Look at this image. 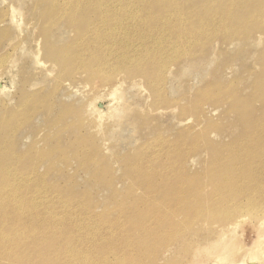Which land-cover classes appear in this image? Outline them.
I'll return each instance as SVG.
<instances>
[{"label":"rangeland","instance_id":"rangeland-1","mask_svg":"<svg viewBox=\"0 0 264 264\" xmlns=\"http://www.w3.org/2000/svg\"><path fill=\"white\" fill-rule=\"evenodd\" d=\"M102 1L103 17L98 13L95 24L80 28L78 33L75 27L82 21L70 13L74 0H0V86H4L0 93V135L7 132L0 136V199L3 193L16 189V197L9 198L7 205L34 201L31 226L37 232L52 228L51 234L60 242L78 234L81 241L94 243L96 237L89 235L94 229L89 226L131 230L135 220L140 230H153V226L155 230H180L181 235L152 237L149 250L154 257L167 249L172 255L173 248L174 253L183 255L170 264H195L204 247L214 246L213 242L223 237L228 241L225 248L229 260H248L264 234L259 224L264 219V195L259 194L264 189L263 156L253 159L256 163L250 171L257 173L243 183V187L257 183L249 189L253 206L244 208L241 200L237 208L217 211L226 214L214 215L221 219L199 226L196 221L200 214L193 206L192 210L182 209L183 205L175 202L181 207L179 212L165 210L168 202H160L165 195L160 186L155 190L160 193L154 205L149 203L144 185L148 167L135 169L133 163L140 162V166L142 161L145 164L154 159L162 164L167 159L155 153V144L165 140L170 144L180 134L183 140L178 152L184 163L179 172L173 165L165 170L172 172L169 180L173 184L168 189L173 194L177 185L187 189L192 180L204 178L212 167L211 150L219 148L216 153L222 152L224 161L227 150L235 147L231 138L210 133L208 140L201 141L199 132L204 127L210 129L206 124H218L225 118L226 104L232 100L221 101L214 96L199 102L211 86L233 94L242 81L245 100L238 98L234 103L251 105L254 111L249 114L260 118L263 100L257 96V82H264V34L252 33L243 42L242 36L210 31L193 19L197 22L193 27L204 32L194 34L191 21L180 22L173 8L160 12L164 6L157 0ZM82 2L95 4L93 0ZM259 7V15H264V4ZM105 10L111 16L103 24ZM50 14L59 21L48 34L56 50L42 34L41 17ZM216 24L220 26L214 22L209 25ZM259 26L264 33V20ZM56 53L58 59L53 56ZM61 60L70 65H59ZM93 103L100 109L102 120L91 114ZM131 114L138 115L137 119ZM126 118L128 123L121 125ZM130 119L138 120L142 128L135 121L131 124ZM226 120L231 123L234 118ZM232 124L234 132L241 126ZM161 154L172 157L168 156L171 153ZM161 164L155 165L157 174H163ZM154 182L163 185L159 180ZM211 192L206 188V198L211 199ZM208 199L205 201L209 203ZM86 207L91 212L89 217L87 212L85 217L81 213ZM2 230L0 227V240L8 238ZM192 230H200L199 237L190 236ZM4 245L8 244L0 241V250ZM110 250L119 256L116 245Z\"/></svg>","mask_w":264,"mask_h":264},{"label":"bare ground","instance_id":"bare-ground-1","mask_svg":"<svg viewBox=\"0 0 264 264\" xmlns=\"http://www.w3.org/2000/svg\"><path fill=\"white\" fill-rule=\"evenodd\" d=\"M93 2H95V4L90 6L89 3H84L82 0H74L75 7H67L69 9L71 8L70 13L80 17V21H82V23L75 27V30L78 33L80 28L88 29L89 26V28H91L95 24L94 17L98 13L101 16L103 15V4L100 5V3L103 1L93 0ZM155 2H159L164 6L159 9L160 12H164L166 9L173 8V14L180 22L189 23V21L192 22L193 19H196L200 24L198 25L199 27H209L211 28L210 31H224L226 32V35L229 36H234L237 34L238 36L244 37L242 40L243 42L252 33H258L260 35L264 34L260 29L261 27L259 26L264 20V15H259L261 13V8L259 6L264 4V0H163V2H161V0H157ZM248 2L250 4H255L256 6H245V3ZM256 7L257 10H255ZM104 15L105 19H102L103 24L104 21L106 22L108 20L111 14L105 10ZM41 18V21L44 23L42 34L48 37V44L50 48L52 47L53 50H56V46L54 45L55 41L54 39H51L49 42L48 34L54 30L53 27L56 26V23L59 21L55 20L52 14ZM166 19L170 20V17H168L167 14ZM211 22L219 23L220 26L217 24L210 26L209 24ZM193 24H197V22H192V27L190 29L192 33H204L200 29H197L198 26L193 27ZM251 26L252 28L249 29ZM207 32H209V29ZM53 56L58 59L57 53L56 56L54 54ZM61 63L59 65H70L67 60H61ZM84 69L90 74L93 72L86 65H84ZM260 81L257 82L260 91L256 87L258 93L257 96H260V98L263 100L261 101L263 106V114L260 116V118H252L251 114H249V112L254 111L251 108V105L246 106L245 104L239 105L234 103L238 98L245 100V98H243L244 91L241 88L243 83L242 81H239V84L236 85L237 91L234 90L233 94L229 93L228 91L225 93V89L223 91L221 89L216 91V86H211L208 88V90L203 92L201 98L202 101L199 103H203L207 99H212L214 96L219 97L221 101H227L228 99L232 100V103L226 104L227 117L225 116V118H223L218 124H206L210 127V129L204 127L199 132L201 141L208 140L210 133H214L220 137L224 136V138H231V142H233L235 145L233 150H227L224 161L221 159L223 153H216L217 149L219 148H217L216 151H210V165H212V167L209 168L210 171L204 176L203 179L193 178L195 182L192 180V185L189 184L190 187L187 189H184V187L181 185H177L179 187L177 190L173 191L174 193L172 192L173 194H171L172 190L168 189L169 184H173V182L169 180L172 172L166 173L165 170L173 165V168L177 169L179 172L181 166L184 163L181 152H178L179 143L181 140H183L180 134L176 135L174 142H171L170 144L167 142V140H165L166 144L165 142L162 144H157L158 148H156L157 145L155 144V153H160L158 156L167 159L166 161H163L162 164L155 163V160L152 159V161L149 160L145 164H143L142 161L141 165L139 166L138 164H140V162L137 163V161H134L133 167L135 169H143L144 165L148 167L146 170L149 171L146 172V183H144V185L145 188H147L146 197L149 203L154 205V201L156 200L157 195L160 193V191L156 193L155 190H159L157 186H160L162 187V190L165 191V195L160 202L162 204L168 202L165 204L167 205L165 210L168 211V213L172 212L171 210H173V212L178 210L179 212L181 207L176 204L177 202L180 203V205H183L182 209L192 210L193 206L195 207L194 209H197L198 215L200 214V217L196 221L198 226L199 223L206 225L211 224L213 223L212 219L214 218L221 219L219 217H214V215L224 216L226 214H219L217 211L222 210L223 208L227 209V207H234L241 200H244V208L253 206V204H250L252 201L248 197L249 189L257 183L244 187L243 183L245 180L253 178L257 173L255 170L250 171V166H253L256 163L253 161V159H256V157L262 158V156L264 158V150L261 152L263 145L262 139H264V84H262L264 82L261 83ZM262 81H264V79ZM1 92H4V86L2 85L0 86V93ZM115 92H117L116 89L114 90V93ZM49 96L50 95L47 94L45 97L48 98ZM198 99H200V97ZM95 102L97 103V100H95ZM99 110L96 109L94 103L90 107V112L96 118V120H100L103 116L100 114ZM238 111L239 113H237ZM232 115H234V117H231ZM131 116L137 119L138 115L131 114ZM230 118H234L233 122L231 123L226 120ZM128 119L126 118V120L122 122L121 125L128 123ZM130 120H132L131 124H133V121H135L134 119ZM238 122L241 126H239V128H237L234 132L232 123L237 125L239 124ZM134 123L137 125V127L139 126L142 128V125L138 124V120ZM229 129H231L230 133L228 131ZM226 133L229 135L227 136ZM6 134L7 132L1 135ZM234 137H236V139H233ZM80 139L83 140V135L80 137ZM257 140L262 142L258 144L256 142ZM8 145L11 148L10 141H8ZM233 151L235 153H228ZM161 153H171V155L168 156L175 157L168 158ZM246 163L248 166L247 168L245 167ZM158 164L162 165L161 172H163V174H157V172H155V165ZM260 164L263 165L264 161H261ZM156 176L159 178L156 179ZM177 176L180 177V174ZM262 176L264 175L262 174ZM155 180L161 181L163 185L154 182ZM194 185L196 186L195 188L192 187ZM206 188H211L212 190V192L209 193L211 199L206 198ZM16 193V189L11 190L8 194L3 193V197L0 199V227L4 229L2 232L8 235V238L5 237L0 240L5 241L8 244L4 245L5 249L0 250V262L4 264H111L113 263L112 261L116 262L115 264H120V262H122L121 264H170L172 261L175 263V260H178L176 258L179 257L180 259L183 256L182 254L174 253V248L172 255L170 249H167L164 254L160 253L156 257H154V255H152L149 250L153 236L161 235L162 237H167L173 233L177 236L181 235L180 230H155L154 226L152 227L153 230H140L139 226H137L138 223L135 220H133L134 222L131 223V230H97L96 226H94V228L91 226H89V228L87 226L91 230L94 229V232L89 234L96 237V241H94V243L81 241L82 236H78V234H72L60 242L58 237H53L51 234L52 228H47L45 231L37 232L36 227L31 226V222L33 221L32 215L33 211L35 210L34 201L31 202L27 200H21L16 205H7L9 198H15ZM168 194H171L172 196H167ZM259 194L263 196L264 189H261ZM206 199H208L210 202L208 203V201H205ZM173 204H176V206L173 207ZM170 208L172 209L169 210ZM235 208H237V206ZM240 208L242 209L243 207ZM87 209V207L85 210L81 208V213L84 215V217L86 212L88 214L87 217H89L91 213ZM75 210L76 207L72 208L71 212ZM47 213L48 212H43V214ZM176 217L178 218V216ZM43 218H46V216ZM231 218H234V216ZM83 219H81V222H84ZM259 224L260 229L263 231L264 219H260ZM58 225L59 224H57V226ZM60 226H64V224L61 223ZM113 226L118 227V225ZM147 228L150 229L151 224ZM41 230H44L43 226L41 227ZM209 230L211 229L209 228ZM3 233H1V235H3ZM199 234L200 230H192L190 232V236L192 237L198 236ZM113 238L115 241H113ZM201 239L202 238H200V240ZM217 239L218 240L213 242L214 246L204 247L197 254L195 264H264V234L261 235L260 240L258 241L259 243L255 251L251 253L250 258L238 263L232 261L231 259L229 260L230 255L225 248L228 241L224 240V237ZM111 245H116L120 252H123V255L121 256L119 252L118 256L116 252L111 251ZM127 249H129V251H127ZM181 250L185 251V247H183ZM135 251L139 252L138 255L134 254ZM106 255H108V257H106ZM181 262L182 261H180L178 264H181Z\"/></svg>","mask_w":264,"mask_h":264}]
</instances>
